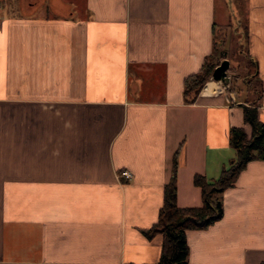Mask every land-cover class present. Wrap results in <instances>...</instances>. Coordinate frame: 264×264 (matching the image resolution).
<instances>
[{
  "label": "crops",
  "instance_id": "0c3cea01",
  "mask_svg": "<svg viewBox=\"0 0 264 264\" xmlns=\"http://www.w3.org/2000/svg\"><path fill=\"white\" fill-rule=\"evenodd\" d=\"M237 1L230 12L226 0H0V264L156 261L161 235L142 228L174 156L177 204L199 205L194 173L216 179L235 157L229 127L250 133L246 97L228 84L183 95L216 27L247 28L264 122V0ZM222 205L186 231L188 261H263L264 159L246 163Z\"/></svg>",
  "mask_w": 264,
  "mask_h": 264
},
{
  "label": "trees",
  "instance_id": "16d2710c",
  "mask_svg": "<svg viewBox=\"0 0 264 264\" xmlns=\"http://www.w3.org/2000/svg\"><path fill=\"white\" fill-rule=\"evenodd\" d=\"M216 41H214L215 49ZM214 55L204 58L201 67L184 77L183 95L187 102H193L210 78L218 60ZM225 57L221 53L217 58ZM242 104L243 121L250 126L247 135L241 126H230L228 143L235 149V157L228 167L222 168L219 176L208 181L201 173H194L193 184L200 189L199 205L179 206L176 202V160L171 166V174L162 189V203L155 221L142 233L147 238L161 235L158 258L143 264H192L188 261V229H204L218 220L223 213L222 192L231 186L246 163L252 159H264V122L258 117L255 99L245 98ZM132 264V263H129ZM258 264H264V260Z\"/></svg>",
  "mask_w": 264,
  "mask_h": 264
},
{
  "label": "rangeland",
  "instance_id": "374dc122",
  "mask_svg": "<svg viewBox=\"0 0 264 264\" xmlns=\"http://www.w3.org/2000/svg\"><path fill=\"white\" fill-rule=\"evenodd\" d=\"M215 1L218 2L219 0ZM226 2L230 12H234L237 9V0H226ZM241 23L235 26L236 24L233 22L231 27L226 29V33H221L220 36L218 33L220 31L224 32V29L221 30L219 27H216L217 47L214 49L212 55L215 56L214 58L218 60V62L222 58H227L229 60V66L227 68L229 82L225 91L233 92L234 90L235 92H239L240 97L255 99L256 92L250 90L251 84H255L256 79L253 76V65L247 54V28ZM221 53H224L225 57L217 58ZM210 80L213 79L210 77L204 83L203 87ZM217 83L222 85L221 82Z\"/></svg>",
  "mask_w": 264,
  "mask_h": 264
},
{
  "label": "water",
  "instance_id": "95a60500",
  "mask_svg": "<svg viewBox=\"0 0 264 264\" xmlns=\"http://www.w3.org/2000/svg\"><path fill=\"white\" fill-rule=\"evenodd\" d=\"M228 66H229V60L227 58H222L218 62V64L214 66L210 77L213 80L220 81L224 85L228 84L229 82V76L227 74Z\"/></svg>",
  "mask_w": 264,
  "mask_h": 264
},
{
  "label": "built area",
  "instance_id": "2783aa9c",
  "mask_svg": "<svg viewBox=\"0 0 264 264\" xmlns=\"http://www.w3.org/2000/svg\"><path fill=\"white\" fill-rule=\"evenodd\" d=\"M120 175L128 177L130 175V172L128 170H121Z\"/></svg>",
  "mask_w": 264,
  "mask_h": 264
}]
</instances>
